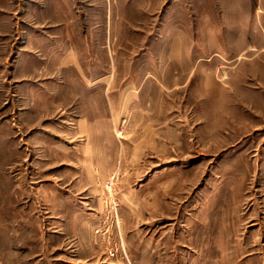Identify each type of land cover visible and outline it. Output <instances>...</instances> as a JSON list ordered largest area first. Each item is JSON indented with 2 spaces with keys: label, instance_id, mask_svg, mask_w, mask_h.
<instances>
[{
  "label": "rangeland",
  "instance_id": "rangeland-1",
  "mask_svg": "<svg viewBox=\"0 0 264 264\" xmlns=\"http://www.w3.org/2000/svg\"><path fill=\"white\" fill-rule=\"evenodd\" d=\"M99 208L116 264H264V0H0V264Z\"/></svg>",
  "mask_w": 264,
  "mask_h": 264
},
{
  "label": "crops",
  "instance_id": "crops-1",
  "mask_svg": "<svg viewBox=\"0 0 264 264\" xmlns=\"http://www.w3.org/2000/svg\"><path fill=\"white\" fill-rule=\"evenodd\" d=\"M91 180L92 181L95 180V175H93V173L92 175L87 174L83 180H79L78 186L81 188V191L87 189V186H85L86 182L87 181L91 182ZM93 188H95V186ZM131 210L133 211V209ZM99 212H101V215L103 213L104 217H106V214L104 213V211H102V209L100 211V208L97 212L96 211L89 212L88 216L93 217L96 220L94 221L93 219V223H92L91 218H89V220L84 221L83 212L82 213L79 212L78 214H75L76 218H78L77 222L75 223L77 227H74V222L62 221L61 230H65L67 232L66 234H69V233L73 234L74 232L72 230H75L74 228H77L78 232L75 233V236L73 237L78 241V246H79L78 250L80 251V255H81V258L79 257L78 260H82V261L87 260V263H91V264H97V263L98 264L99 263L116 264L115 260H108L109 259L108 257L104 259L101 258V254L99 255L97 249H100L102 247H101V244L98 245L97 243H102L101 241H103V242H107L108 244H111V241L113 240V238H117L116 231L117 230H119V232L120 230L123 231L124 228L122 229L120 227L121 226L120 221H118V226H116V223L115 224L108 223L107 226L103 225V223L100 222L101 215H99ZM117 213H118V219H120L119 218L121 216L120 209H118ZM96 225L97 226L102 225L101 227L105 229L106 231L95 232L94 228ZM123 234L126 235V232L124 231ZM82 246L86 247V249L84 250L83 248H81ZM84 251H85V256H83L84 254H82V252ZM86 252H89V253L86 254Z\"/></svg>",
  "mask_w": 264,
  "mask_h": 264
}]
</instances>
